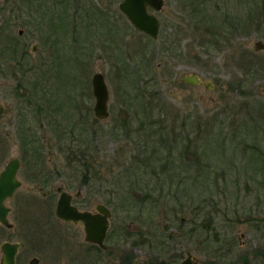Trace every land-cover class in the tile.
<instances>
[{
  "label": "rangeland",
  "instance_id": "1",
  "mask_svg": "<svg viewBox=\"0 0 264 264\" xmlns=\"http://www.w3.org/2000/svg\"><path fill=\"white\" fill-rule=\"evenodd\" d=\"M121 1L0 0V66L5 67L9 61L16 70L21 68L17 73L20 75H17L18 80L0 72V99L7 108L0 118V172L11 158L24 159L19 172L24 185L6 201L12 208L9 219L14 226L7 229L0 224V264L1 245L7 240L22 243V264H28L33 256L41 258V264H68L70 259L62 249L39 245L40 234L25 231L27 227L40 230L41 217L50 212L46 210V204L27 199L28 196L40 199L43 190H48L51 195L54 192V203L49 207L54 211L61 190L76 194L83 187L80 171L68 164V152L59 150L52 119L62 121L61 128L67 131L72 122H78L74 132L65 136L60 144L67 147L66 150L81 148L91 153L93 169L101 179L95 182V187L102 186L113 217L116 212L118 226L131 230L139 220L142 224L148 220L147 234L159 227L165 233L172 232L169 251H165L166 244L154 242L152 246L137 250L136 263L173 260L174 248L185 254L193 253L203 264L210 263L216 255H223L212 246L207 250L196 244L190 245L178 234L183 227L181 219H191L192 213L198 221L207 220L206 228L212 238L218 223L228 218L235 221L230 231L239 244L224 255L221 263L264 264V254L253 253L264 248V227L260 225L264 223V51L255 50V42L264 40V0H165L164 8L157 13L161 29L154 41L135 29L119 10ZM20 29L23 30L21 35ZM11 44L16 52L11 53L8 49ZM34 45H37L35 52L32 51ZM142 50L146 55L148 52L151 62L138 77L150 80L148 93L154 98L155 107L173 109L170 116L158 107L149 115L154 116V122L168 118L169 121L156 122L148 128L153 134L143 137H147L143 139L147 147L144 149L143 140L140 142L136 134L131 138L123 135L121 122L126 113L122 109L126 111L131 105L127 100L132 85L119 75L116 65H128L131 75L138 65L132 63L144 58V53H136ZM21 62L23 65L19 66ZM97 72L104 74L110 90V116L102 120H95L93 110L92 77ZM194 72L204 79V84L182 83L183 75ZM23 74L24 80H21ZM208 82L213 88L206 85ZM18 83L29 91L33 90L32 111L42 104L59 107L57 112L54 107L50 109L54 114L43 118L42 127L34 118L30 120V124L38 128L37 135L51 149L50 154L46 153L45 165L50 169L59 165L66 175L55 179L48 189L35 187L31 160L25 157L16 132L18 121L14 115L21 107L15 96ZM82 92L85 95L82 96ZM144 102L146 104L148 100L139 101L138 106ZM85 112L87 123L84 122ZM147 115L140 111V116ZM116 123L119 126L115 130ZM172 125L175 128L172 129ZM160 130L169 140L168 152L159 144L160 134L154 132ZM183 131L189 138L187 134L181 135ZM187 142L191 145L188 154L183 150ZM198 144H203L204 148L198 149ZM155 147L160 155L168 153L172 157L169 162L171 177L183 184H176L173 191L167 192L169 182L166 192L160 194L155 190L149 195L142 182L134 181V170L119 172L114 168L119 164L131 167L135 163L134 154ZM188 159L192 162L186 163ZM135 196L140 199L134 200ZM145 196H163L165 200L161 197L160 202L165 201L161 204L162 211L157 212V207L152 209L149 203L152 198ZM141 199L148 202L141 206L143 213L135 205V202L142 203ZM97 201L98 196L90 206L94 207ZM197 212L200 214L195 217ZM205 212L211 216H202ZM51 220V230L59 229L57 232H61L64 239L72 238L76 233L58 223L54 214ZM114 253L117 255L118 249ZM162 253L167 256H159Z\"/></svg>",
  "mask_w": 264,
  "mask_h": 264
},
{
  "label": "flooded vegetation",
  "instance_id": "2",
  "mask_svg": "<svg viewBox=\"0 0 264 264\" xmlns=\"http://www.w3.org/2000/svg\"><path fill=\"white\" fill-rule=\"evenodd\" d=\"M118 8H119V6H118ZM163 8H164V6H163ZM162 9L159 11H155L152 8H149L148 11L150 13L155 14L158 17L157 13L162 11ZM158 19H159V17H158ZM159 22H160V19H159ZM0 24H1V21H0ZM160 29H161V22H160ZM159 34H160V31H159ZM159 34L156 38L150 37L148 34H146V35L148 38H150L154 41V40L158 39ZM4 47H5V44H3V48ZM148 57H149V54H148ZM136 64H138V65L140 64L138 60H137V63H134V62L132 63V65H136ZM116 65L118 66L117 69L119 70V75L123 76L124 67H122L119 63H116ZM20 69L21 68H18L17 70L16 69L11 70L9 61L6 63L5 67L0 66V70H1L0 72H2V74H4L5 76H7L9 74L11 77H15L16 80L19 79V77L17 76L19 74H17V73L20 71ZM191 74H193V73H191ZM201 79H202V82L199 84H196V85L204 84V79L202 77H201ZM141 81L142 82H141L140 87H144V88L149 90L150 80L147 81V79L143 78V80H141ZM181 81H182V78H181ZM208 83H210V82H208ZM184 84H186V83H184ZM0 85H1L0 86V90H1V87H2L1 81H0ZM187 85H190V84H187ZM23 86H25V85H22L19 83L16 86V87H18L16 89L18 94H16L15 96H16L17 101L19 102V105L21 106L18 109L19 110L18 112L15 111V115H14V116H16L15 118L18 121V127L16 128V132H18L19 138L21 139V142L23 145L22 151L24 152L25 157H27L28 159L31 160L30 162L32 164H30V165H31V168H33L31 170H34L32 172H34V175H35L34 179H33L35 182V187L36 186L40 187V188H42V190L44 188L48 189L54 183L53 181L55 179H60V177L65 178L66 175L64 174V171L61 169L62 167L59 165L57 166L55 164L54 166H52L51 169L48 168L47 165H45L46 153L50 154L49 151L51 149H48L44 144V139H42L41 137H39L37 135L38 128L35 127L36 125H34V126L31 125L30 120H31V118H34L36 120L37 124H40V127H42V124L44 123L42 121L43 118L44 117L48 118V117H50V115H53L54 112H57L59 110V107L51 106L48 104H42V106L41 105L36 106L35 111H32V105L34 104L33 90L29 91V89L23 88ZM192 86H195V85H192ZM207 86L210 87L209 85H207ZM35 87L36 86L34 85L33 88H35ZM135 87H139V85H135L132 88H135ZM83 94L85 95V92H82V96H83ZM130 96L131 95H129V97ZM127 101L131 105L128 106L126 111L124 109H122L123 113H126V115L124 116L125 118H123V122H121V126L123 127L122 128L123 129L122 130L123 135L127 138H131L136 134L137 137L139 138V141L141 142V140L147 138V137L143 138L144 136H151L153 134V133L149 132L148 128H150L154 123H156L158 121H156V122L153 121L154 116H149V115L148 116H140V109H137V108H139L138 101H135V100L131 101L130 99H128ZM0 102H1V105L3 106V108L5 109L3 115L1 116V117H3L7 111V108L5 105L2 104L1 99H0ZM133 103H137V104H133ZM145 105H147V103ZM52 107H54V112L50 111V109H53ZM121 107L124 108V105H121ZM90 110H91V108H90ZM93 110H94V108H93ZM142 110L144 113H146L145 111H149V110H145V109H142ZM163 111L164 112L167 111L169 114L167 116H170V114L173 112V109H171V107H170V110L168 108L166 111L162 110L161 112H163ZM177 112L180 113L179 111H177ZM109 113H110V110H109ZM94 115H95V112H94ZM96 118H98V117H96V115H95V120H96ZM98 119L102 120L101 118H98ZM103 119H106V118H103ZM146 119L148 121H145ZM175 120H177V119H175ZM166 121H169V118L165 121H161L158 123H162V122L164 123ZM84 122H86V123L88 122V117L86 115V112L84 115ZM73 123L74 122H72L71 125H73ZM77 123H76V125H77ZM51 124H52V126L55 127V129H54L55 132H56V130L58 131V130L62 129L61 128V125H63L62 121H56V119H52ZM118 126H119L118 123H116L113 129L116 130ZM69 127H68V129H69ZM74 129H75V127H74ZM39 130H41V128ZM62 130H66V129H62ZM154 132L157 134L163 133L161 130L160 131H154ZM112 133L114 134V136L115 135L117 136L116 132L113 131ZM166 133L168 135H170V132H166ZM70 134H72V133H70ZM186 134H187L186 132L181 133V135H186ZM68 135H69V132L65 131V134L63 135L62 139ZM59 136H60V132H56V138H57L58 143H59V150L68 152L66 154L68 164L71 167L75 168L77 171H80V177H81L80 184H82L83 187L80 188L76 192V194H72L69 191L61 190L60 188H58V190H61V191H60L58 199L56 201L54 211H53V209L49 208L54 203V199H53L54 192H52V195H51L50 193H48V190L47 191L43 190L40 199H38L39 197L28 196L27 199H30V198L36 199V201H38L39 203L46 204V207H45L46 210L50 211L49 213H47L48 211H46L47 214L41 217V220L39 222L40 230H38V228H37L36 229L37 231H34L35 229L29 230L28 227L25 228V231L27 232V234L32 233V234H40L41 235V236H39V239H38L39 245H41V246L53 245L55 247V249L64 250L67 253V256L70 257V259H68V262H67L68 264H203V263H199V259L193 253L185 254L179 248H174L175 252L173 255V260H170V261L158 260V263H136L135 255H136L137 250H140L139 248L142 249V247H145V246H152L154 242H157V243L159 242L160 245L166 244V246H165L166 250L165 251H169L170 250L169 247H171L170 242H171V240H173L172 232L165 233V232H163L164 230L161 229L157 225V227H159L158 229H153V231H151L152 233L150 232V234H147L149 232V231L147 232V229H148V226L150 224V222H148V220H147V222L143 223L144 225L142 224V221L139 220L136 223L137 225H133V228L131 230L128 229L127 227H123L122 225L118 226L119 224H117V222H116V220H117L116 212H115V217H113V212H112L111 208L107 205L109 203V200L107 199V196H105V197L103 196L104 191H102V186H100L99 189H97L95 187V182L97 180H101V179H100V177H98L96 175L97 170L93 169L94 165H92V162H91V153H88V149L82 150L81 148H79V149L71 148V149L66 150L67 147H64V145L60 144V141L62 139L60 140ZM7 137H9V134L7 135ZM71 139L75 140V137L73 135H71ZM168 141L169 140H167L165 142V144H163L165 150L167 148V142ZM142 143H143L142 149L147 148L144 140L142 141ZM159 144L162 145L161 142ZM167 152H168V149H167ZM185 152H186V154L189 153L188 151H185ZM20 158L13 157L10 160H12V159H18L19 160V168L17 170L16 177L19 181H21L22 185L13 193V195L10 198L7 199V201L9 199H11L12 197H14L16 195V193L19 191V189L21 187H23V185H24V180H22L21 177H19L21 164L24 161V159H23V157H20ZM146 158H148V160H146ZM133 160L135 163L131 167H130V165H126V164L120 165L119 164L118 167H116L114 169L118 170L119 172L120 171H131V170L135 171V169H136V171H143V170H145V171H154V170H167L168 171L169 170L170 171L171 170L169 162L172 160V157L169 156L168 153H166V155L164 154V156L160 155V152L158 151L157 147L153 148L151 151L138 152V153L134 154ZM130 161L132 162L131 159H130ZM144 161H148V162L146 163ZM162 161L164 164L163 163L159 164V162H162ZM188 161L192 162L190 159L185 160L186 163H188ZM195 161H196V158H195L194 162ZM74 162H76L77 165H74ZM186 181L187 180H183V182H186ZM169 182H170V186H169L168 192L173 191L174 185L183 184L182 181L177 182V181H171L170 180ZM99 184L102 185V183H99ZM63 192H66L71 196V198H70L71 204L73 206H75L77 209H79L80 211L90 212L92 215L97 216L101 222H102V219L105 218L107 230H106V233H105V236H104L102 243L94 242V241L87 239V235H86V231H85V225L83 222H81V221H79V222L67 221V220L60 218L57 215L56 209H57L58 200L60 198V195ZM97 196L99 197V201L96 202L94 207H91L90 204L93 203L94 199ZM139 197L140 196H135V197H133V199L134 200L140 199ZM161 197H163V196H161ZM161 197H152V196L146 197L145 196V198H152V201L149 202L150 207L154 210L158 208L157 212L162 211V205L161 204L165 203V201H163L160 204V202L162 200ZM165 197L167 199V195ZM145 198H143V199H145ZM143 199L139 200L142 203L135 202V205L138 206L139 209H141L142 213H143V208L141 206L142 205L144 206L146 203H148V202H145V200H143ZM124 200L121 201L122 206H123L122 203ZM163 200H165L164 197H163ZM100 206L106 207L107 209H109L110 210L109 215H107L104 211H101L99 209ZM8 207H10V206H8ZM198 208H201V207L198 206ZM198 210H200V209H198ZM11 212H12V208H11L10 213ZM41 213H43V212H41ZM53 214H54V216H56V220L58 221V223H61V225L63 224L66 227L72 228L73 230L76 231V233L74 232V235L72 236V238L68 237L69 240L68 239L66 240V239H64L65 237L61 232H57L59 229L54 230V231L51 230L53 227L52 226L53 224L51 222ZM166 214H168V211L166 212ZM199 214H200V212H197L195 214V217L198 216ZM190 215L192 217L191 219H187L186 217H183L181 219L182 223H183V227L178 231V234L181 237L185 238L186 241H188V244H190V245L196 244V245L202 247V249L204 248L207 250H208L209 246H212V248L217 253H219V252L223 253V255H221V256L216 255L215 257L212 258V261L210 263H206V264H228V263H221V262H223V259H225L224 255L229 254L231 251H233L235 249V246L236 245L238 246V244H239L236 241V237L233 236L234 233L232 231H230V229L233 228V226L235 225V221L230 220V218H228L226 221L223 220V223H218L216 227L218 229L220 226V229L217 230L216 228H214V235L212 238L209 236L210 232L207 231V228H206L208 225L207 220L204 219L203 221H198L197 217L193 218L192 213H190ZM202 216H206L205 218H209L211 215H209L205 212L204 214H202ZM136 219H138V218H136ZM54 221H55V218H54ZM188 222H189V224H188ZM184 225L185 226L188 225V226L184 227ZM260 225L264 227V223H260ZM6 228L12 229L13 227H11V228L6 227ZM155 230H157V231H155ZM50 231L52 232V234L50 233ZM230 232H232V235L230 234ZM157 235H160L161 237L157 238ZM7 241L19 244V248H18V251L16 253V257H15V263L16 264H22L21 259H20L21 258L20 252H21V248H22V243L18 240L17 241L7 240ZM122 247L124 248L123 251H122ZM148 248L151 249L150 247H148ZM115 249H118L117 255L114 253ZM121 252H122V254H121ZM253 253L256 254V250ZM159 256L166 257L167 253H162ZM181 257H183V258H181ZM33 258H37L39 260L38 263L41 264V258H39L37 256H33L29 260V262ZM246 258H247V256H246ZM1 259H2V257H1ZM117 259H120V262H117ZM188 259H190L191 263H184V261H186ZM29 262H28V264H29ZM244 264H246V263H244ZM247 264H249V263H247Z\"/></svg>",
  "mask_w": 264,
  "mask_h": 264
},
{
  "label": "water",
  "instance_id": "3",
  "mask_svg": "<svg viewBox=\"0 0 264 264\" xmlns=\"http://www.w3.org/2000/svg\"><path fill=\"white\" fill-rule=\"evenodd\" d=\"M165 0H122L119 3V9L123 12L129 21L138 30L148 34L150 37L156 38L160 31V22L158 17L150 13L148 10L152 8L155 11H159L163 8ZM23 30H19V34H22ZM36 46H33L32 51H36ZM256 51H264V40H258L255 42ZM182 82L190 85H196L202 82L201 77L196 73L190 75H184ZM93 93L96 99L94 112L98 118H107L109 113V99L110 91L105 80V76L97 72L92 77ZM213 88L212 83H207ZM1 86V85H0ZM4 108L0 102V117L4 113ZM19 168V160L12 159L0 172V223L8 228L13 227V224L9 220V213L11 208L7 206L6 201L13 193L22 185L16 177L17 170ZM71 196L63 192L60 195L57 204V215L67 221L83 222L85 225V231L87 239L102 243L107 226L105 218L98 219L97 216L92 215L87 211H80L71 204ZM99 209L109 215L110 210L106 207L100 206ZM19 244L14 242L4 241L1 245L2 252V264H16L15 257L18 251ZM37 258H33L29 264H39ZM184 263H191L190 259L184 261Z\"/></svg>",
  "mask_w": 264,
  "mask_h": 264
},
{
  "label": "trees",
  "instance_id": "4",
  "mask_svg": "<svg viewBox=\"0 0 264 264\" xmlns=\"http://www.w3.org/2000/svg\"><path fill=\"white\" fill-rule=\"evenodd\" d=\"M77 5L78 4H76V6ZM262 7H263V5H262ZM8 49L11 50V53L12 52H16L15 47L12 46V44H11L10 48H8ZM143 50H144V48H143ZM143 50H142V52H136L137 54L138 53H140V54L144 53V58L143 59H145V60L140 58V61H139L140 64L137 65V69L136 70H132V72L134 73V74L132 73L133 76H132V74L130 75L128 73L129 70H130V67L129 66H123L124 67L123 79L125 77L126 81H127V84L128 85H132L131 87H133L135 85H139V87L132 88V92L129 93V95H131L129 97V99L131 101L135 100V101H138V102L141 101V100H145V99L148 100V102H147L148 105H145V102H144L143 104H140L139 107L141 106L142 109L149 110V111H145V112H146V114L150 115L154 111V109L156 107H158L160 110L164 109L166 111L167 110V108H166L167 106L166 107L165 106L159 107V106H157L155 104L156 105V107H155L153 105V103H152V102H154L153 101L154 98L148 93L149 90L144 88V87H140L142 81L138 77V74H139V72L144 74V69H147L148 61H149V57H147L148 56V52H147V55H146V52H143ZM146 58H148V59H146ZM22 65L23 64L21 62L19 64V66H22ZM10 67H11V70H15L16 69L15 66H11L10 65ZM126 72L128 73L127 75H125ZM134 75H136V77H134ZM139 76H141V75L139 74ZM21 80H24V74L21 75ZM142 80H143V78H142ZM126 87H127V85H126ZM142 105H143V107H142ZM77 106H78V102H77ZM137 109H140V108H137ZM142 109H140V111H143ZM169 110H170V108H169ZM160 114L162 115V113H160ZM165 115H169L167 111L165 112ZM76 123L77 122H74L73 125H71L69 127V129H68L69 135H70V133L74 132L73 130H74V127L76 126ZM173 125H174V123H173ZM173 125H172V129L175 128V126H173ZM64 131H67V130H62L61 129V130L57 131V132H60V136H59L60 140L62 139L63 135L65 134ZM161 131H163V130H161ZM173 135L175 136L174 138L177 137V134H176L175 131L173 132ZM188 138H189V135H188ZM166 140L167 139H166L165 134H163V133L160 134V142L162 143V145L165 144ZM205 147H207V144L205 145ZM190 148H191V145L189 144V142L185 143L184 146H183L184 152L185 151L189 152L191 150ZM197 148L198 149H202V148H204V146H203V144H202V146L200 144H198ZM167 149L170 151V145H167ZM200 151L201 150H199L197 152H200ZM146 160H148V158H146ZM144 162L147 163L148 161H144ZM188 163H189V161H188ZM187 170H189V168ZM187 170L181 171V172H186ZM176 172H178V171L176 170ZM171 174H172L171 170L170 171L169 170L168 171L167 170H154V171H145V170H143V171H136V169H135V171L133 173V176H134V181L135 182H142V184L145 185V188H147L149 190V192H148L149 195H151L155 190H158L160 192V194L162 193L163 190L166 192L167 188L169 190V187L166 188V185L169 183V181L170 180L171 181H176V179H173L171 177ZM175 174L180 175L182 173H175ZM166 177H167V179H166ZM259 254H264V250L263 249H257L256 250V255H259Z\"/></svg>",
  "mask_w": 264,
  "mask_h": 264
},
{
  "label": "bare ground",
  "instance_id": "5",
  "mask_svg": "<svg viewBox=\"0 0 264 264\" xmlns=\"http://www.w3.org/2000/svg\"><path fill=\"white\" fill-rule=\"evenodd\" d=\"M109 101H110V99H109Z\"/></svg>",
  "mask_w": 264,
  "mask_h": 264
}]
</instances>
